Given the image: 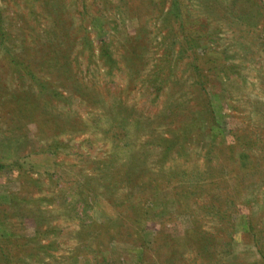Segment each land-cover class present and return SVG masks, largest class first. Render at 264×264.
<instances>
[{"label":"rangeland","instance_id":"374dc122","mask_svg":"<svg viewBox=\"0 0 264 264\" xmlns=\"http://www.w3.org/2000/svg\"><path fill=\"white\" fill-rule=\"evenodd\" d=\"M264 0H0V264H264Z\"/></svg>","mask_w":264,"mask_h":264},{"label":"trees","instance_id":"16d2710c","mask_svg":"<svg viewBox=\"0 0 264 264\" xmlns=\"http://www.w3.org/2000/svg\"><path fill=\"white\" fill-rule=\"evenodd\" d=\"M258 250H259V254L264 258L263 252L260 249H258Z\"/></svg>","mask_w":264,"mask_h":264}]
</instances>
